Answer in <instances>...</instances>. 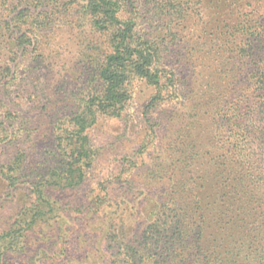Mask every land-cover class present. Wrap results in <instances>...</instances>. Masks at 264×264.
<instances>
[{"label":"rangeland","instance_id":"obj_1","mask_svg":"<svg viewBox=\"0 0 264 264\" xmlns=\"http://www.w3.org/2000/svg\"><path fill=\"white\" fill-rule=\"evenodd\" d=\"M117 1L119 18H134L138 37L159 48L166 78L160 89L131 79L120 116L96 115L86 131L94 155L84 182L48 191L54 210L19 233L20 253L8 256L14 264H110L124 256L114 238L137 245L157 197L163 202L191 172L224 163L215 159L226 156L233 98L223 90L228 81L216 80L230 52L221 42L242 36L235 29L247 19L256 27L264 0ZM88 3L0 0V236L30 217L34 186L62 160L71 119L100 94L111 48Z\"/></svg>","mask_w":264,"mask_h":264},{"label":"trees","instance_id":"obj_2","mask_svg":"<svg viewBox=\"0 0 264 264\" xmlns=\"http://www.w3.org/2000/svg\"><path fill=\"white\" fill-rule=\"evenodd\" d=\"M87 9L98 17L96 28L109 33L111 52L98 73L100 94L71 119L72 128L59 144L62 160L34 186L30 217L21 215L13 231L0 236V264H14L8 256L20 253L19 233L54 210L49 190L72 189L84 182L94 155L86 131L96 115L120 116L129 99L126 85L131 79L160 89L166 78L158 67L159 48L150 37H138L134 18H119L117 0H89ZM173 12L182 14L178 8ZM250 21L235 29L242 36L231 35L221 42L230 52L220 57L216 80L228 81L222 83L223 90L233 98L228 101L226 156L215 159L223 158L224 163L212 171L191 172L188 179L165 191L163 202L157 197L148 227L139 238L133 236L137 245L114 238L124 256L110 264H264V18L256 27ZM220 87L214 86V91H221ZM209 175L212 178H206Z\"/></svg>","mask_w":264,"mask_h":264}]
</instances>
